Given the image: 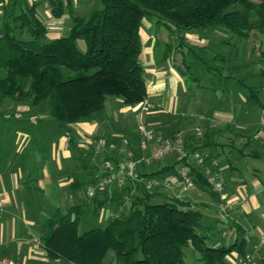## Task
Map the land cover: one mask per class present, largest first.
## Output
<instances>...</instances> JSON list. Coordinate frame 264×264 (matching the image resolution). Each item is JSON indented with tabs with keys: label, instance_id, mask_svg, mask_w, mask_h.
<instances>
[{
	"label": "trees",
	"instance_id": "1",
	"mask_svg": "<svg viewBox=\"0 0 264 264\" xmlns=\"http://www.w3.org/2000/svg\"><path fill=\"white\" fill-rule=\"evenodd\" d=\"M21 1L10 0L0 20V102L12 98L29 100L35 106L47 104L55 128L62 132L71 124L92 119L106 109L108 101L139 106L148 98L142 56L144 19L181 31L219 25L243 37L264 34V0H99L100 8L73 15L69 33L55 38L49 35L37 6L17 9ZM49 2L53 16L60 18L64 1ZM169 56L168 50L165 57ZM244 86L249 88L250 100L260 102L258 90ZM185 145L218 159L206 153L201 139L197 141L192 134H187ZM94 147L92 155L118 160L116 153H99ZM178 163L219 201V194L194 160L175 156L172 166ZM140 172L165 179L159 175L161 170L140 168ZM99 190L94 200L99 199L100 206L130 195L127 213L119 211L82 232L85 209L76 196L68 209L57 208L43 223L41 238L49 259L105 264L113 251L117 264H189L187 258L193 264H229L228 256L244 257L252 246L240 223L233 222L235 237L228 240L217 231V224H209L201 208L182 197H161L158 188L128 182ZM256 262L264 264V256Z\"/></svg>",
	"mask_w": 264,
	"mask_h": 264
},
{
	"label": "crops",
	"instance_id": "2",
	"mask_svg": "<svg viewBox=\"0 0 264 264\" xmlns=\"http://www.w3.org/2000/svg\"><path fill=\"white\" fill-rule=\"evenodd\" d=\"M9 1L0 0V20L5 16ZM63 1L65 12L60 18L53 16L49 0H22L17 9L35 4L38 13L49 27V35L55 38L69 33L73 25V15H87L93 10L91 5L94 0ZM146 25L155 31L152 28L153 23L147 21ZM142 36L148 98L163 105L162 109L147 114L145 120L156 128H161L165 133L170 132L171 127H178L181 124L179 119L169 118L164 112L167 105L166 92L171 89L174 94L178 93L183 75L175 65L174 68H167V63H172L171 56L166 58L164 54V58L158 60L159 62L152 60L154 48L161 40L156 31L148 34L142 28ZM194 36L199 39L195 41L201 43L207 41L206 37L201 40V36ZM119 102L112 101L110 106H119L121 105ZM42 107L43 104L35 106L29 100L6 98L0 102V257H11L20 264H47L50 261L48 257L46 258L47 253L43 243L40 245L34 242L39 241L38 238L44 231L43 223L54 210L57 208L66 210L61 203H69L75 200L76 196H80L78 187L83 185L82 182L86 181L92 172L100 174L103 163L97 160L99 158L97 155H92L93 140L98 136L116 140L128 137L137 149L140 138L138 128L130 127L128 124L120 126L118 121L115 122V120L120 122L121 119H115L114 122L107 124L105 119L100 120L96 117L80 122L75 132L77 135H73L72 132L64 134L55 129L56 125L49 116V110L44 112L41 110ZM211 111L208 109L201 116V120L204 119L203 122L209 128L208 137L213 133L219 139L224 138L233 142L232 145L235 146L236 135L239 133L232 130L230 122L223 119L222 114L211 115L209 114ZM189 122L191 121H186L182 126L187 131L190 130L187 127ZM98 129L103 134H97ZM255 136L251 139L248 135L245 136L246 138L242 137L241 142L244 146L240 151L241 154L251 153L259 156L258 152L249 149L252 140L257 139ZM214 143L211 141L206 143L203 150L218 156L222 174L225 176L226 193L230 198L241 199L240 203L231 206L227 212H222L218 206L219 201H215L211 191L198 185L181 194L180 197L188 199L194 206L201 208L210 225L217 224L221 229L228 226L233 237H235V229L231 227L229 220L240 223L249 236L251 233L254 234L251 243L257 242L255 245L259 244L260 252L264 256V229L257 231V222L254 221L260 218L259 223H264V178L259 176L262 171L256 167L251 173L249 172L250 181H237L231 171L233 167L231 162L222 161L212 150ZM201 144L204 145L202 142ZM163 160L142 167V170L148 172L161 170L159 175L165 176V179L174 183L173 189L159 190L162 193L161 197L177 196L176 194L180 192L179 180L186 168L180 164L182 167L178 169V166H172L174 162H163ZM163 167L167 168L163 169ZM133 192L135 193V190ZM102 218L103 215L100 217V224L106 221ZM236 255L232 253L228 256L229 264L235 263L237 256H241ZM253 264H257L256 260Z\"/></svg>",
	"mask_w": 264,
	"mask_h": 264
},
{
	"label": "rangeland",
	"instance_id": "3",
	"mask_svg": "<svg viewBox=\"0 0 264 264\" xmlns=\"http://www.w3.org/2000/svg\"><path fill=\"white\" fill-rule=\"evenodd\" d=\"M91 6L93 9L100 8L101 2L99 0H94ZM253 20H256V18ZM147 21L154 24L152 28H154L157 36L161 39L156 48H154L152 60H154V62L162 60L166 51L169 50L172 63L168 62L166 65L167 68H174L175 65L183 75V81L180 83L178 93L174 94L171 89L166 92L167 105L164 112H166V116L169 118L179 119V124H181L178 127H171L169 129L170 132H166L167 134L160 128L166 138H173L178 132L184 130V137L185 135L187 136V134H192L197 141H200L201 138V142L204 145L210 141L213 143L215 142L212 144V150L216 155L220 156L222 161L231 162L233 165L231 171L237 181H250V173L256 167L264 174V34L253 33L249 37H243L232 34L228 29L219 25L192 31H181L176 27L169 28L160 25L154 19L150 18L143 22V29H145L148 34L155 33V31H152V29L146 25ZM194 35L201 36V40L206 37V43L195 41L199 39ZM27 36L28 34L26 33L25 37ZM142 39L144 41L143 36ZM80 45L84 47L82 42H80ZM171 48H173L172 52ZM142 56L143 60H145L144 49ZM222 57H225L224 61ZM243 84L253 86L258 90L260 102L254 100V98L250 100L249 88ZM112 101L114 100L108 101L106 109L94 114L93 118L96 117L100 120L105 119L107 124L114 122L115 119H121L122 122L121 120L120 122L119 120H115V122L118 121L120 126L128 124L130 127L139 129V106L121 103L119 106L111 107L110 103ZM48 109L49 107L46 104L41 110L46 112ZM208 109L212 110L209 112L211 115H214V113L222 114L223 119L230 122V124H228L231 125L232 130L239 133V135H236L237 141L235 146L232 145L233 142L224 138L219 139V137L213 135V133L208 137L207 132L209 128H207L208 126L203 122L204 119L201 120L202 114L206 113ZM211 115L210 117H212ZM188 120L191 122H189L187 126L190 130L187 131L182 126L185 125ZM79 123L80 122L69 125L68 130L63 131V133L72 132L73 135H77L75 132L78 130L77 126ZM199 128L202 131L201 136L196 133ZM97 134L103 133L98 129ZM246 135H248L250 139L258 135V138L253 139L250 143L249 149L258 152L259 156L251 153H240L244 146L241 142L243 139L242 137ZM98 139L99 138L93 140L94 145ZM185 147L187 148L186 145ZM98 157L103 160L102 156L99 155ZM99 159L97 160L101 163ZM174 161L175 155L163 160V162L171 163ZM180 164L181 163L176 164L178 169L182 167ZM262 174H259V176L264 178ZM97 176L96 172H92L89 178L82 182L83 185L78 187V195H80L79 201L84 203L85 209V215L82 217L80 224V230L82 232L93 226L99 225L101 222V215H103L102 220H107L108 218L115 217L116 213L119 211L121 215L122 213H127V207L132 201L130 195L126 194L123 199H119L114 203L106 202L101 205V207L99 205V199L97 203L94 198H84V191H86L89 185L97 181ZM223 177L225 179L224 175ZM133 190L134 189H132V191ZM73 201L74 200H71L69 203L62 202V207L68 209ZM259 220L261 221L260 218L254 220L257 222V231L259 229H264V223H259ZM246 221H248V218ZM233 222L234 220H229L231 225H233ZM229 223L227 224L229 225ZM217 231L228 240L234 238L228 226L226 228L223 227V229L218 228ZM253 235V233H251L250 236L247 234L250 242L253 240ZM38 240V242L34 243H40L41 245V235ZM255 244H257V242ZM255 244L253 243L251 248L247 251L253 252L254 254V259L249 264H253L258 256H262L260 246L255 248ZM47 257L48 256H46V258ZM243 258V255L237 256V260H235L233 264H242ZM186 260L189 264H193L189 258ZM18 264L20 263L18 262ZM47 264L70 263L63 259H50ZM105 264H117L113 251L106 258Z\"/></svg>",
	"mask_w": 264,
	"mask_h": 264
},
{
	"label": "built area",
	"instance_id": "4",
	"mask_svg": "<svg viewBox=\"0 0 264 264\" xmlns=\"http://www.w3.org/2000/svg\"><path fill=\"white\" fill-rule=\"evenodd\" d=\"M2 32L0 31V37ZM163 108L159 101L146 98L139 105V133L137 149L128 137L120 139H111L105 136L100 137L95 149L99 153L105 151L114 152L118 160L107 157L103 160L100 174L97 181L87 187L83 193L86 199L94 198L99 188L117 185L122 187L128 182L144 183L148 189H173L174 183L169 179L159 177H146L140 172V168L151 166L170 156L192 159L196 165L201 168L214 192L220 196L218 206L222 212L230 210L231 206L239 204L241 199L229 197L226 193V183L222 174V166L217 158H209L200 150H189L185 147L184 132H178L173 138H166L164 133L154 125L146 122L145 116L149 113ZM197 134L202 135L201 129H197ZM258 138V135L255 136ZM197 187L194 177L188 172L182 173L178 188V197L181 194ZM259 245H255L258 248ZM254 259L253 252H247L243 258L242 264H249ZM0 264H18L17 261L8 256L0 257Z\"/></svg>",
	"mask_w": 264,
	"mask_h": 264
}]
</instances>
